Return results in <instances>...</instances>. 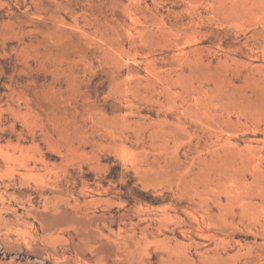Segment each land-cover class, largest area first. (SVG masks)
<instances>
[{"label": "rangeland", "instance_id": "374dc122", "mask_svg": "<svg viewBox=\"0 0 264 264\" xmlns=\"http://www.w3.org/2000/svg\"><path fill=\"white\" fill-rule=\"evenodd\" d=\"M0 264H264V0H0Z\"/></svg>", "mask_w": 264, "mask_h": 264}, {"label": "bare ground", "instance_id": "6f19581e", "mask_svg": "<svg viewBox=\"0 0 264 264\" xmlns=\"http://www.w3.org/2000/svg\"><path fill=\"white\" fill-rule=\"evenodd\" d=\"M24 165V164H23ZM9 167H11V166H9ZM25 168H27V165L25 166ZM62 194V193H61ZM61 194H59V195H61ZM62 195H64V193L62 194ZM55 196V195H54ZM58 196V195H57ZM56 197V196H55ZM59 197V196H58ZM58 197H56V198H58Z\"/></svg>", "mask_w": 264, "mask_h": 264}]
</instances>
